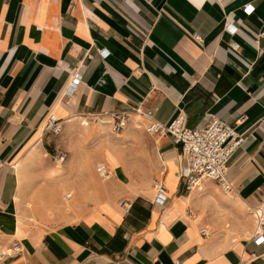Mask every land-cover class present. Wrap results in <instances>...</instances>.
Instances as JSON below:
<instances>
[{
	"label": "crops",
	"instance_id": "1",
	"mask_svg": "<svg viewBox=\"0 0 264 264\" xmlns=\"http://www.w3.org/2000/svg\"><path fill=\"white\" fill-rule=\"evenodd\" d=\"M137 107L164 124L183 113L188 128L236 126L232 195L209 179L188 190L180 147L146 132ZM122 111L132 117L116 142L106 134ZM50 114L71 144L95 145L54 187L65 148L43 131ZM263 201L264 0H0V247H21L0 264H264L251 214Z\"/></svg>",
	"mask_w": 264,
	"mask_h": 264
},
{
	"label": "built area",
	"instance_id": "2",
	"mask_svg": "<svg viewBox=\"0 0 264 264\" xmlns=\"http://www.w3.org/2000/svg\"><path fill=\"white\" fill-rule=\"evenodd\" d=\"M222 2L223 0H218ZM250 5L245 6L247 13L252 11ZM263 35V34H262ZM198 38L197 35H194ZM231 48L236 50L239 45L231 43ZM103 57L108 55V51L98 49ZM79 81V75L73 78L70 84V91L76 88ZM133 114L146 120L145 130L152 135H168L174 144L180 147L181 153L186 160V166L180 170V177L185 180L188 190L195 188L202 190L201 182L203 179H209L216 182L222 191L228 195L233 193V185L228 178L227 166L234 153L243 145L245 137L237 131L236 126L218 118L202 127L188 128L185 124V115L178 114L167 124L157 121L153 113L149 110H142L137 107ZM132 113L122 111L113 116L111 123L112 131L118 133L128 123ZM244 117H239L242 123ZM64 128V122L58 119L54 114L47 116L43 123V131L53 135H59ZM96 173L101 181H107L111 177L108 166L101 162L96 166ZM166 189L162 183L158 184V199L164 197ZM72 198V193L67 192L63 196L64 200ZM119 207L125 212L131 208V202L120 199ZM251 214L254 216L255 229L253 233V242L256 245L264 244V201L251 208ZM205 229H202V233ZM21 251L18 241H12L9 245V254H16ZM0 247V259L7 253Z\"/></svg>",
	"mask_w": 264,
	"mask_h": 264
},
{
	"label": "rangeland",
	"instance_id": "3",
	"mask_svg": "<svg viewBox=\"0 0 264 264\" xmlns=\"http://www.w3.org/2000/svg\"><path fill=\"white\" fill-rule=\"evenodd\" d=\"M78 120V119H77ZM130 122V120L128 121V123ZM128 123L125 125V127L119 131L118 133H114L112 131V127L111 124L108 127V133L106 134L107 137L111 138L112 140H115L116 142H118L121 139V134L126 130ZM113 132V133H112ZM87 136H90V131H86L84 132ZM100 134L99 132L97 133V135ZM113 134V135H112ZM112 135V136H111ZM60 139L62 141V145L65 148L64 151L62 153H58L56 152L55 155H52V158L55 156L58 157H63V169L61 171V173L56 176V177H52V178H48V183L52 185V187H54V185L57 183V181L63 177L64 173L68 170V168L71 166L70 164V160L72 157L73 153H78L80 155H84L86 154L89 150L90 152L95 148V145L91 142L85 141V140H79V142H72L71 144V135L69 134V131L67 130V127H65L62 131V133L59 135ZM86 136V137H87ZM92 145V146H91ZM130 147V146H127ZM85 156V155H84ZM102 161H98L93 165V171L97 177V179L99 181H101L96 173V166L101 163ZM78 165L79 168L84 169L86 168V165L88 164L86 162V159L83 158V160H80L78 162H74V165ZM69 192L68 190H62L60 195L61 200H63V196L65 195V193Z\"/></svg>",
	"mask_w": 264,
	"mask_h": 264
},
{
	"label": "bare ground",
	"instance_id": "4",
	"mask_svg": "<svg viewBox=\"0 0 264 264\" xmlns=\"http://www.w3.org/2000/svg\"><path fill=\"white\" fill-rule=\"evenodd\" d=\"M137 119H138V117H136V120H137ZM87 126H88V122H87V121H83V125L81 126L83 132L88 131ZM103 131H104V127H103V126H100L98 132H99L100 134H102ZM112 133H113V132H112ZM112 135H113V134H112ZM112 135H111V136H112ZM108 142H110V141L108 140ZM62 169H63L62 159H59V162H58L57 164H55L53 167H51V168L49 169V170H50L49 175H50V176H57V175H59V174L61 173ZM121 169H122V168H121ZM144 180H145V179H144ZM128 182H129V181H128ZM125 184H126V183H125Z\"/></svg>",
	"mask_w": 264,
	"mask_h": 264
}]
</instances>
